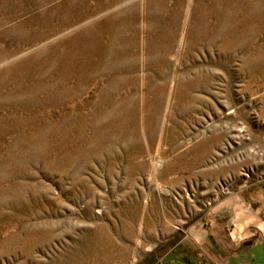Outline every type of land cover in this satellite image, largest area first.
Here are the masks:
<instances>
[{
	"label": "rangeland",
	"instance_id": "1",
	"mask_svg": "<svg viewBox=\"0 0 264 264\" xmlns=\"http://www.w3.org/2000/svg\"><path fill=\"white\" fill-rule=\"evenodd\" d=\"M66 1L0 0V264L200 258L205 231L189 230L228 219L221 203L264 179V0H120L17 45ZM158 24L205 37L184 61L202 79L190 106L170 91L150 106ZM92 28L109 47L99 77L61 75L58 52ZM171 62L170 84L182 69Z\"/></svg>",
	"mask_w": 264,
	"mask_h": 264
},
{
	"label": "bare ground",
	"instance_id": "2",
	"mask_svg": "<svg viewBox=\"0 0 264 264\" xmlns=\"http://www.w3.org/2000/svg\"><path fill=\"white\" fill-rule=\"evenodd\" d=\"M119 1L120 0H75L74 2L66 1L67 4H63L65 10L61 12V14L59 8L57 11H55L56 9L51 10L42 14L40 17H36L39 20L38 23L32 24V22H28V31L19 34V36L16 37V41L18 43L17 45L30 42L32 43V41H42L44 39L50 38L52 37V35L60 32L62 28H66L69 26L72 27L73 23L78 18L89 14V12L102 11L104 9L113 7L117 5ZM54 19L57 20L56 23L53 22ZM161 25L162 24H158L157 28L155 27V30H153V32L148 35L149 37L147 40V59L149 61V64L155 65L159 69V71L161 72V77L163 79V82L161 81L160 85H158L156 87V90L154 91V100L150 102V106L153 107L156 105H160V103H162L163 101L164 94L169 91L173 100L172 103H174V105H180L183 104V102H189L188 105L190 106L194 101H198V99H201L197 94L195 95L194 92L198 89V87H200L202 79L200 80L198 77V70L196 71L193 67L190 68V66H188V64L184 61L189 55H191V51L193 50L192 42L197 41L198 39L203 40L205 39V37L200 33L201 35H195L191 39L187 38V35H185L184 37L182 35L181 37L177 38L176 34L171 30V28H167L166 26H163V28H161ZM89 31H91L89 33L90 35L83 44H78L77 46H75L74 42L70 41L67 46L70 47V49L63 48L58 52L57 64L61 70V75L77 76L81 79L80 81L87 83H91L96 80L97 77H99L100 73L102 72L100 70V62H106L108 58H110L107 50L109 47L104 48L103 38L101 36V33H97V29L92 28ZM133 34L134 32H132V35ZM179 41L183 46V50L181 52H179V50H176V45L179 43ZM126 52L127 49H125V53ZM6 55H11V51H7ZM99 58H101V60ZM172 59L177 60L178 63H180L179 65L182 66V69H180L181 72H178L175 78V82L171 81L170 84L167 73L172 66L171 64H173L171 62Z\"/></svg>",
	"mask_w": 264,
	"mask_h": 264
},
{
	"label": "crops",
	"instance_id": "3",
	"mask_svg": "<svg viewBox=\"0 0 264 264\" xmlns=\"http://www.w3.org/2000/svg\"><path fill=\"white\" fill-rule=\"evenodd\" d=\"M215 211L228 212L229 218L213 221V227L202 221L189 230L192 237L193 231H205L199 238L200 258L184 252V258L191 260L176 256L175 264H264V179L237 190Z\"/></svg>",
	"mask_w": 264,
	"mask_h": 264
}]
</instances>
